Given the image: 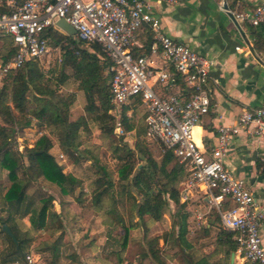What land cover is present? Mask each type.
<instances>
[{"label": "trees", "instance_id": "obj_1", "mask_svg": "<svg viewBox=\"0 0 264 264\" xmlns=\"http://www.w3.org/2000/svg\"><path fill=\"white\" fill-rule=\"evenodd\" d=\"M6 1H0V12L7 10ZM45 33L55 45L67 50L65 62L74 72L73 75L65 72L56 75L52 69L47 75L40 66V60L35 59L3 76L0 85V174L6 170L10 183L5 185L0 179V203H3L0 209L6 212V215H0V241L6 244L0 251V264L24 260L26 252L37 240L36 232L52 235L60 232L55 242L45 241L42 248L57 246L63 237L64 226L60 213L55 209L53 196L36 200L28 193L32 181L39 178L55 183L63 195L72 196L78 203H85L90 197L91 207L107 218L111 225L123 228L120 250L126 247L133 228H140L146 235L154 223L164 222L165 212L172 203L175 206L172 214L176 218L174 225L178 226L176 241L185 250H192L194 245L188 237L190 212L180 195V184L188 175L186 165L171 149L161 144V159L156 158L154 143L146 137V113L139 110L142 107L139 98L132 107L135 113L140 112V118L136 120L134 116H128L129 105L123 106L124 134H117L116 118L111 113L114 106L109 83L110 60L99 43L78 40L54 28H48ZM147 33L149 42L151 34ZM0 42V61L5 64L16 49L10 37H4ZM147 45L135 48V54L147 52ZM177 78L181 82L182 77L178 75ZM70 84L75 90L63 94L61 89ZM77 92L84 94L85 113L73 120L71 111ZM30 101L35 105L30 107ZM34 118L48 132L40 136L32 147L27 145L20 152L15 148L14 137L18 130L30 126ZM94 127L102 138L110 140L112 157L117 162V182L96 153L97 144L91 143ZM130 132H135L134 147L124 141V135ZM55 143L73 166L72 172H65L63 165L50 152ZM139 160H144L143 164L140 165ZM77 167L83 169L80 176L74 172ZM85 181L88 182L87 190L84 189ZM213 214L216 220L220 219L217 212ZM22 218L29 221V225L24 224L25 230L17 224ZM3 224L9 226L18 245L2 230ZM171 237L169 232L148 240L147 250L155 264H168L164 245ZM233 237L234 233L227 230H221L218 235L217 243L228 247V257L237 249ZM160 239L164 241L162 246ZM210 258V255H204L195 263L211 264ZM243 264L250 263L246 261Z\"/></svg>", "mask_w": 264, "mask_h": 264}, {"label": "built area", "instance_id": "obj_2", "mask_svg": "<svg viewBox=\"0 0 264 264\" xmlns=\"http://www.w3.org/2000/svg\"><path fill=\"white\" fill-rule=\"evenodd\" d=\"M6 7L0 12V41L10 37L16 50L8 62H0L1 78L49 54L52 39L45 32L54 28L66 34L57 24L60 19L75 28L76 39L99 43L110 60L113 106H130L139 98L146 113L147 139L171 149L186 165L181 201L187 203L200 194L205 204L218 211L223 229L234 233L243 258L250 264H264V210L245 180L224 161L229 142L242 129L251 128L255 136L264 137V100L259 107L244 109L236 124L220 126L217 142L208 149L198 144L195 128L211 107L207 84L214 61L166 33L148 0H7ZM234 17L240 23L264 25V1L253 10L234 12ZM142 30L151 34L150 54L137 55ZM158 54L162 67L150 61L151 55ZM178 75L185 89L162 93L159 86L175 85ZM116 132L124 134L122 117L116 119ZM228 201L233 205L225 206ZM26 260L34 264L31 254Z\"/></svg>", "mask_w": 264, "mask_h": 264}, {"label": "crops", "instance_id": "obj_3", "mask_svg": "<svg viewBox=\"0 0 264 264\" xmlns=\"http://www.w3.org/2000/svg\"><path fill=\"white\" fill-rule=\"evenodd\" d=\"M262 1L264 0H179L175 4H169L161 0H148L154 13L161 19L166 33L214 61L207 84L211 107L195 128V138L200 146L210 149L217 142L220 126L236 124L244 109L256 108L263 103L264 25L240 23L234 17V12L253 10ZM147 35V30L140 32L139 48L147 43L148 51L145 53L150 54V41L148 42ZM150 61L157 67L164 66L159 54L151 55ZM180 81L178 80L173 86H159L160 91L164 94L181 93L186 85L182 79ZM67 87L71 92L75 90L71 84ZM189 91L190 89L187 88L186 94ZM52 149L55 152H50L56 161L66 165L67 169L64 171L72 172L73 166L66 157L60 156L63 152L59 145L55 143ZM224 161L237 177L245 180L264 210V137L255 136L251 133V128L242 129L229 142ZM186 204L190 212L189 229L191 222L196 221L195 231L189 233V239L192 243L193 240L198 242L196 243L198 247L206 246L208 241L210 242L209 246L213 248L205 250V254L210 255L211 264H231L232 253H234V264L246 262L238 250V245L237 249L230 253V257L227 256L228 247L218 245L219 232L224 229L221 218L218 220L214 218L213 213H218L214 207L205 204L200 199V194L194 195ZM232 205V201L225 204L227 207ZM55 209L60 213L64 226L63 237L57 246L50 248H37L35 241L26 252V256L28 254L35 256L34 264H107L105 257L108 255L117 258L116 264H137L133 254L130 256L134 246L132 241L139 235L143 239L145 236L151 237L152 233H156L153 236H158L160 233L156 228L162 227L161 222H156L146 235L140 228L132 229L124 249L109 251L105 242L111 237L110 229L115 227L116 230L120 226L111 225L107 218L91 207V202L78 203L72 199L58 203ZM25 223L29 225L28 220H25ZM83 227L100 231L96 235L97 246L90 247L88 244L82 246V243L76 242L78 233ZM59 235L60 232L49 236L51 241L55 242ZM262 238L264 243V222ZM159 242L161 246L164 245L163 239ZM66 247L71 248L72 253L68 254ZM174 256V254L171 258L168 256V264H185ZM140 262L155 264L148 250L142 252ZM13 264L29 263L25 257L24 260Z\"/></svg>", "mask_w": 264, "mask_h": 264}, {"label": "rangeland", "instance_id": "obj_4", "mask_svg": "<svg viewBox=\"0 0 264 264\" xmlns=\"http://www.w3.org/2000/svg\"><path fill=\"white\" fill-rule=\"evenodd\" d=\"M74 38H76L75 36H73ZM71 43V42H70ZM1 42H0V46H1ZM66 54H67V50L62 47L61 45H55L53 40H52V44H51V51L49 54H47L45 57H43L40 60V66L42 68V70L47 74L50 75V70L55 69V74L56 75H60L61 72H65L67 74L73 75V69L72 67L67 64L65 62V58H66ZM1 62V61H0ZM2 79L0 77V85L2 84ZM71 89L66 86H64L61 89V92L63 94H68L70 93ZM84 104H85V97L83 92H78V97L77 100L72 108L71 111V118L77 119L80 115L84 114ZM35 104L30 101V107L34 106ZM122 109L123 108H119L114 107L112 109V112L115 116V118H119L122 116ZM139 110L141 112H143V108L140 106ZM127 115L128 116H134L137 119L140 118V112L136 111V113L134 112V108L130 105L129 108L127 109ZM38 120L37 119H33V123L24 128L23 130H18L15 137H14V142H15V148L17 150H19L20 152H23L25 150V146H30L32 147L34 145V143L36 142V140H38L40 138V136H42L43 134L47 133L48 130L46 128H41L38 125ZM135 132H130L126 135H124V141H126L130 146L134 147L135 144ZM148 140V139H147ZM149 141V140H148ZM153 144V150H154V154L156 156V158L158 160L161 159L160 157V146L159 143L156 142H152ZM91 143L93 144H97L98 148H96L97 150L96 153L98 154L101 162L103 164H105L108 168V172L112 175L113 179L116 180L117 182V177L118 174L116 172L117 170V162L116 160L113 159L112 157V147L110 144V140H107L105 138H102L100 135V131L97 128H93L92 130V136H91ZM157 144V145H156ZM51 152H55V150H51ZM66 156L64 155V158ZM140 165L143 164L144 160H139ZM89 164L86 163L85 165ZM138 165V166H140ZM64 170H66V165L63 164ZM70 172V171H67ZM76 175L80 176L83 174V169L82 168H78L74 171ZM0 179L3 180L5 185H8L10 182L8 180V176H7V171H3V173L0 174ZM87 184L88 182L85 181L84 183V189L87 190ZM79 191V189H78ZM28 193L29 195L33 196V198H35L36 200H39V198L41 197H48L49 195L53 196L54 198V205H57L58 203H64L67 202L69 200L74 199L72 196L70 195H63L60 191L59 186H57L55 183L50 182L49 180L45 179V178H39L36 179L34 181H32V183L30 184L29 188H28ZM75 200V199H74ZM87 201L90 202V197H87ZM127 202V200H126ZM0 208H3V203H0ZM175 211V206L173 204L170 205V207L166 210L165 215H164V222H162V227L161 226H157V232L160 233V235L163 234H167L170 232V234H172L171 239L169 240V242L164 245L165 251L167 252L168 256L171 258L173 256V254L175 255L174 258H178V260L180 262H184L185 264H195V260L206 255L205 254V250H211V244H209L210 242L208 241V245L206 246H202V247H198L196 246V242L195 240H193V245L194 248L190 251L185 250L184 248H182L179 243L176 241V236L178 233V226L174 225V221L176 220L175 217L172 216L173 212ZM0 215H6V212L0 209ZM25 220H28L27 218H22V219H18L17 224L18 226H20V228H22V230H25L26 228V224ZM195 226H196V221L194 220L193 222H191V229L190 232L193 233L195 231ZM115 227H111V237L109 240H107L105 242V246L107 245V249L110 250H114L117 249L119 250L121 248V244H122V235H123V228L119 227L116 230L114 229ZM133 230H135V228H133ZM140 231V230H139ZM138 231V232H139ZM93 232V233H91ZM100 231L96 230V229H92V228H87V227H83L82 230L79 231V235L77 237L76 242H80L82 243V246L84 244H88V246L90 247H94L96 245V235L99 234ZM216 232V231H215ZM114 234V235H113ZM153 235H155L156 233H152ZM50 233L49 232H36V242H35V246L38 248H42L43 244L45 241L47 242H52L51 238H50ZM153 235H151V237H144V239L141 237V235H139V237H136V239L132 242H134V246L132 247L131 251H130V256H134V260L137 262V264H141L140 260H141V254L144 250H147V242L148 240H150L152 237H154ZM189 237V236H188ZM48 238V239H46ZM2 241H0V250L3 249V247H5L6 244H2ZM97 246V245H96ZM208 246V247H207ZM210 247V248H209ZM83 248V247H82ZM81 249V247H80ZM84 249V248H83ZM66 252L68 254L72 253L71 248H67L66 247ZM190 252V253H188ZM140 254V255H139ZM139 255V256H138ZM33 257L35 258V256L33 255ZM115 256H106L105 257V261L107 260V264H116V262H118L117 258ZM104 261V262H105ZM133 262V261H131ZM106 264V263H104Z\"/></svg>", "mask_w": 264, "mask_h": 264}, {"label": "water", "instance_id": "obj_5", "mask_svg": "<svg viewBox=\"0 0 264 264\" xmlns=\"http://www.w3.org/2000/svg\"><path fill=\"white\" fill-rule=\"evenodd\" d=\"M57 24L66 32V34L70 35V36H75L76 35V30L75 28L70 25L65 19H60ZM2 230L7 233L16 243V245H18V241L15 238V236L13 235L11 229L9 228V226L7 224H3L2 225ZM231 264H234V253H232L231 255Z\"/></svg>", "mask_w": 264, "mask_h": 264}]
</instances>
